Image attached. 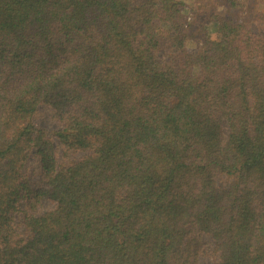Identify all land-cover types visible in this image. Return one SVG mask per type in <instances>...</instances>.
<instances>
[{
    "label": "trees",
    "instance_id": "1",
    "mask_svg": "<svg viewBox=\"0 0 264 264\" xmlns=\"http://www.w3.org/2000/svg\"><path fill=\"white\" fill-rule=\"evenodd\" d=\"M187 1L0 0V264H264V32Z\"/></svg>",
    "mask_w": 264,
    "mask_h": 264
},
{
    "label": "rangeland",
    "instance_id": "2",
    "mask_svg": "<svg viewBox=\"0 0 264 264\" xmlns=\"http://www.w3.org/2000/svg\"><path fill=\"white\" fill-rule=\"evenodd\" d=\"M251 2L254 4V6L252 7L250 5L249 7L250 11L248 13H243V14L245 15L251 27H253L256 31L264 32V4L261 5L259 3V0H253ZM187 3H189V0L187 1ZM34 123L37 126L46 128L48 131H53L57 128V124L51 120L49 109L44 106L39 107L38 114L34 119ZM29 164L30 166L36 165V163L33 160H30ZM29 174H30V179L33 182H35L36 181L35 170L30 168ZM51 207L52 204L49 202H44L42 205V209H49ZM199 264H206V262L201 260Z\"/></svg>",
    "mask_w": 264,
    "mask_h": 264
},
{
    "label": "clouds",
    "instance_id": "3",
    "mask_svg": "<svg viewBox=\"0 0 264 264\" xmlns=\"http://www.w3.org/2000/svg\"><path fill=\"white\" fill-rule=\"evenodd\" d=\"M211 38H212V39H215L216 37H215V35H212ZM188 43L190 44L191 42L189 41Z\"/></svg>",
    "mask_w": 264,
    "mask_h": 264
}]
</instances>
